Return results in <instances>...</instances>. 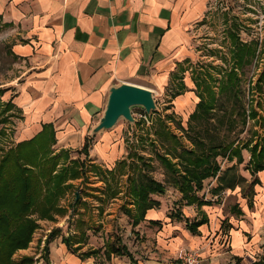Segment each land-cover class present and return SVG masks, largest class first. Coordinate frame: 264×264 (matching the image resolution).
Returning <instances> with one entry per match:
<instances>
[{"label": "crops", "instance_id": "0c3cea01", "mask_svg": "<svg viewBox=\"0 0 264 264\" xmlns=\"http://www.w3.org/2000/svg\"><path fill=\"white\" fill-rule=\"evenodd\" d=\"M210 1L0 0V48H6L13 67L8 79H1L0 75L1 109L10 104L9 109L0 114V146L31 139L45 127L52 133L53 153H66L68 163L77 155L94 164L106 165L126 157L128 150L124 142L114 143L121 129L117 133L103 131L91 136V129L104 110L110 86L134 83L152 89L155 96L172 85L179 90L177 79L185 80L181 75L184 64L188 65L197 57V27L205 21ZM184 94L174 100L175 111L189 106L191 98ZM86 141L85 153L81 148ZM261 175L264 176V172ZM81 179L68 182L73 185ZM223 189H227L224 183L203 181L197 195L202 200L209 198L212 205L187 204L182 193L172 185L165 186L163 195L151 194L160 205L148 209L144 219L136 225L137 229L142 228L140 232L145 235L141 236L147 240H141V250L134 244L133 252L123 241L137 264H164L160 253L173 252L184 243L206 249L205 239L210 231L214 235L219 229H211L208 224L215 225L220 208L214 197ZM206 191L211 194L209 197ZM216 205L218 208L214 207ZM174 207L190 221L205 215L207 223L198 227V234H193L186 227V219L168 216ZM163 218L168 219L169 225L162 231ZM153 221L160 223H155L157 228L150 235L147 231H152L151 226L155 224L150 222ZM253 222L254 227L264 226V211L253 217ZM246 226L234 224L230 229L231 243L227 250L238 254L245 249L244 239L246 241L249 232ZM174 228L180 232L175 233ZM168 236L171 238L167 244L164 238ZM150 237L154 239L151 249ZM63 246L62 264L84 263ZM118 258L120 256H113L114 260ZM123 264L134 263L127 258Z\"/></svg>", "mask_w": 264, "mask_h": 264}, {"label": "rangeland", "instance_id": "374dc122", "mask_svg": "<svg viewBox=\"0 0 264 264\" xmlns=\"http://www.w3.org/2000/svg\"><path fill=\"white\" fill-rule=\"evenodd\" d=\"M223 7L230 8L223 11ZM212 8L214 9H211L210 14L205 16L204 27H197L199 28L197 37L206 40L196 39L197 57L188 65L184 64L181 75L185 77V80L181 79L182 77L177 79L180 84L179 90H176V87L172 85L165 89L161 95L155 96L158 111L151 112L148 117L149 124L138 117L141 110L133 108L132 112L135 113L133 116L137 120L136 123H129L122 118L112 129L106 131L117 133V130L120 131L121 129V134L117 133L114 143L123 141L128 152L133 150L145 158L151 159L152 168L147 170L148 173L157 180L164 182L165 186L172 184L168 179L166 169L155 159L154 155L155 152L164 153V148L159 144L155 134V130L159 129L161 122L165 125V129L177 138L179 144L171 145L170 142H167L169 147L166 150L169 152L168 158L178 162L181 169L182 165L176 157L178 153L175 154V152L195 148L190 138L194 128L199 129V136L205 142L212 140L213 143L216 142L221 145L233 142V146L239 143L240 161L235 156H228V153L218 155L216 159L219 171L213 178L205 179V183L208 181L211 184L216 180V182L224 183V186L227 187V189L219 190V195L214 197L215 203L219 204L220 211L217 212L215 225L212 222L208 226L211 229L219 227L216 234L213 235L210 231V235L205 239L206 249L201 246L193 248L184 243L173 252L166 250L167 254L160 253V258L164 264H181L179 254L191 250L199 254L200 264H249L264 257V226L258 224L257 227H254L253 222V217L264 211V176L261 175L264 170L252 175L246 168L251 155L248 140L251 139L253 144L255 142L259 145L264 143V90L262 89L263 84L257 83L256 86V81L259 82L260 74L264 71V0H222L220 5L212 4ZM238 46L248 47L250 54H252L249 56L248 62L242 66L237 64L236 51ZM0 52L1 79L4 77L8 79L11 76L10 70L13 68L10 56L5 47L0 48ZM231 72L238 76V81L233 90L229 89L224 92L221 90V86ZM207 84L212 90L211 95L214 94L216 98L213 110L209 111V116L205 114L202 117H190L201 94L203 100L210 102L209 92L206 91ZM234 90L237 91L239 99L232 95ZM183 94L191 98L189 106L182 111H175L173 102L176 97ZM193 103L195 105L191 109ZM1 106L0 104V110ZM252 110L256 113L255 117L251 116ZM189 125L194 127L190 129ZM171 148H176V151L171 150ZM75 158L83 161L84 173L81 181H74L72 187L66 191L60 200V205L65 206L66 212L54 214L52 220L41 218L36 214L32 215L36 222V228L28 246L13 253L12 260L14 262H18L26 256L31 259L30 264H62L63 244L71 253L62 238L72 236L79 230L76 227L79 217L83 220L84 226L82 228L86 234L82 242V247H84L81 248L82 251L93 248L102 249L107 236H120L122 241L128 243L132 252L134 251V244L137 250H141L139 249L141 240H147L145 237L142 238L145 235L140 232L142 228L137 229V226H132L118 208L120 203L129 199L125 193L126 176H119L116 184L112 183V187H117L119 191L112 195L113 197L102 202L103 212L99 214L96 206L101 204V201L97 200L96 196L101 194L99 188L104 185L101 181L102 177L87 168L90 163H93L89 159L80 157V155ZM70 161L68 163L67 155L61 162L68 165ZM95 165L101 169H109L115 166V164L106 165L101 162H97ZM256 176L260 183L252 185L251 183ZM208 188L210 187L208 186ZM77 190H79L82 200L78 206L73 205L75 195H79ZM205 195L209 197L211 194L206 191ZM204 201L210 202L206 205H212L209 198ZM214 207L218 208L217 205ZM176 211L181 212L176 207L171 210L173 213ZM115 214L118 216L117 218L113 217ZM108 215L112 216L108 217ZM202 217L207 218L203 215L197 219ZM191 221L188 220L187 222ZM187 222L185 221V224ZM161 224L163 231L169 225L168 219L163 218ZM234 224H246V230L249 229V232L246 233V241L244 239L243 249H245L238 254L227 250L231 243L229 232ZM178 226L182 228L183 225L179 224ZM57 228L61 231L60 235L46 243L47 236ZM151 228L152 231H147L150 235L154 228H157V225L155 224ZM174 232H180V229L176 228ZM176 235L174 234V236ZM170 238L169 236L164 238L167 244L170 242ZM149 239L148 246L151 249L154 239L152 237ZM223 249L224 253L222 252ZM145 254V250L142 249V255L145 256ZM212 258L215 259V262H212ZM118 259L120 261L114 260L113 257L107 260L101 252L95 257L82 260L84 263L81 264H123L125 260L127 261L126 257Z\"/></svg>", "mask_w": 264, "mask_h": 264}, {"label": "trees", "instance_id": "16d2710c", "mask_svg": "<svg viewBox=\"0 0 264 264\" xmlns=\"http://www.w3.org/2000/svg\"><path fill=\"white\" fill-rule=\"evenodd\" d=\"M238 47L236 51L237 64L242 66L248 62V58L252 54H250L248 47ZM237 81L238 76L233 72L229 73L221 86V90L224 92L229 89L233 90ZM257 83L263 84L262 89L264 90V71L260 74L259 82L256 81V86ZM206 89L210 95V102L203 100L201 94L190 117H202L205 114L209 116V111L213 110L216 98L214 94L211 95L212 90L208 84ZM232 95L239 99L236 90ZM9 107L10 104L7 103L3 110H0V114L7 111ZM140 110L143 111V109ZM255 114L252 110L251 116L255 117ZM192 127L194 126H190V129ZM192 131L193 135H190V138L195 148L175 152V154L178 153L176 157L181 163L182 169L178 162H174L172 158L167 156L169 154L166 150L169 147L168 143L170 142L171 145L179 143L176 136L168 132L162 122L159 129L155 130V134L159 144L164 148V153L155 152L154 155L155 159L164 166L171 184L182 193V199L186 200L187 204L194 202H197L198 205L209 204V201L200 199L197 192L202 189L205 179L214 177L219 171L217 156L228 153V156H235L239 160L240 147L238 146L239 143L233 146V142L225 145L213 143L212 140L205 142L199 136V129L194 128ZM248 141L251 147V155L246 168L252 175H256L259 171L264 170V143L259 145L257 142L253 144L251 139ZM52 144L51 131L43 127L31 139L10 146H0V264H30L31 259L29 257L25 256L18 262H14L12 255L16 250L26 248L31 241L32 233L36 228V222L32 215L36 214L41 218L52 220L54 214H64L66 210L64 206L60 205V200L66 191L72 187L68 181L82 178L84 173L83 161L74 158L70 164H63L61 161L67 154L64 152L61 155L54 154L51 148ZM87 150L88 141L81 148L82 152L86 153ZM171 150L176 151V148H171ZM151 163V159L130 150L126 157L115 163L113 168L101 169L93 163L87 167L102 177L101 181L104 185L99 188L101 194L96 196V199L101 202L118 193V188L112 187V183L116 184L119 176H126L125 193L129 199L123 202L120 210L131 219L132 226H136L144 219L148 209L159 207L160 202L152 199L150 195H163L165 193V183L158 181L147 171L152 168ZM222 179L224 180V178ZM259 183L260 180L256 176L251 184ZM77 191L79 192V190ZM73 202V205L76 206L82 203L80 192L79 195H75ZM97 210L101 214L103 212L102 206L98 205ZM168 216L188 221L187 218H183L181 212L176 211ZM206 222L207 218L202 217L187 222L186 227L191 233L198 234V227ZM150 223L159 225L160 222L153 221ZM82 226L84 223L79 217L76 223L79 234L75 232L72 236L62 238L72 254H76L81 260H85L102 252L107 260L113 256H125L137 264L133 253L120 236H107L102 249L93 248L82 251V242L86 237ZM60 232L59 228L52 230L47 236L46 243L59 236ZM249 264H264V257Z\"/></svg>", "mask_w": 264, "mask_h": 264}, {"label": "water", "instance_id": "95a60500", "mask_svg": "<svg viewBox=\"0 0 264 264\" xmlns=\"http://www.w3.org/2000/svg\"><path fill=\"white\" fill-rule=\"evenodd\" d=\"M140 108L148 115L158 111L154 91L134 83L110 86L102 115L91 129V136L112 129L120 119L136 123L132 109Z\"/></svg>", "mask_w": 264, "mask_h": 264}, {"label": "built area", "instance_id": "2783aa9c", "mask_svg": "<svg viewBox=\"0 0 264 264\" xmlns=\"http://www.w3.org/2000/svg\"><path fill=\"white\" fill-rule=\"evenodd\" d=\"M221 1L222 0H211L210 1V4H209V12H208V14H210L211 9H214V8H212V4H218V5H220L221 4ZM223 8H224L223 9V11H224V10L230 8V7H223ZM205 22L206 21L203 22V24L201 25V27L202 26L204 27ZM195 39H198V40L201 39V40H204V41L206 40V39L198 38L197 35L195 36ZM133 114H135V113H133ZM138 117L141 118V119H143L144 121H146L147 124L150 123V120L148 119L149 115L146 114L144 112V110L139 112ZM178 257H179V261L181 262V264H200L199 254L196 251H193V250L188 251V252H186V251L181 252Z\"/></svg>", "mask_w": 264, "mask_h": 264}]
</instances>
